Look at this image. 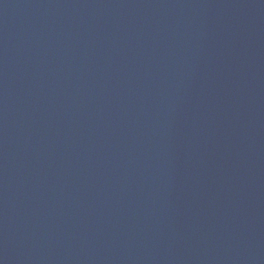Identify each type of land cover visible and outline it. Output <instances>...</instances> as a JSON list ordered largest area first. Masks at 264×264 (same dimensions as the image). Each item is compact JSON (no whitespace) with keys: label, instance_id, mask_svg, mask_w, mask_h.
I'll use <instances>...</instances> for the list:
<instances>
[{"label":"water","instance_id":"obj_1","mask_svg":"<svg viewBox=\"0 0 264 264\" xmlns=\"http://www.w3.org/2000/svg\"><path fill=\"white\" fill-rule=\"evenodd\" d=\"M0 264H264V0H0Z\"/></svg>","mask_w":264,"mask_h":264}]
</instances>
